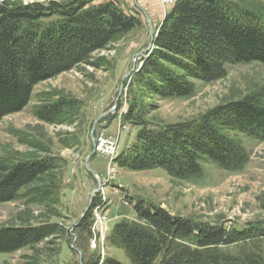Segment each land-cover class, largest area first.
I'll use <instances>...</instances> for the list:
<instances>
[{
    "label": "trees",
    "instance_id": "obj_1",
    "mask_svg": "<svg viewBox=\"0 0 264 264\" xmlns=\"http://www.w3.org/2000/svg\"><path fill=\"white\" fill-rule=\"evenodd\" d=\"M142 24L117 0L0 2V122L22 111L39 82L90 61L96 50ZM154 47L141 57L133 74L124 120L137 126L132 145L114 156L130 170L163 168L176 177L201 176L204 158L239 172L250 160L231 131L264 141V100L252 92L209 109L197 118L167 124L145 119L134 83L159 97H190L199 79L224 78L228 64L264 63V14L230 0H177L155 31ZM59 102L43 105L37 115L56 122ZM54 167L50 158L0 161V203ZM97 205L92 202L91 208ZM136 218L115 224L112 239L131 264H264V220L235 227L194 221L139 200ZM90 214L78 227L90 232ZM54 224L0 227V252H14L54 233ZM159 261L156 262L157 258ZM97 256L85 264H99ZM101 264H125L107 257Z\"/></svg>",
    "mask_w": 264,
    "mask_h": 264
},
{
    "label": "rangeland",
    "instance_id": "obj_2",
    "mask_svg": "<svg viewBox=\"0 0 264 264\" xmlns=\"http://www.w3.org/2000/svg\"><path fill=\"white\" fill-rule=\"evenodd\" d=\"M117 1L127 12L137 11L142 24L94 51L90 61L36 84L28 105L0 122V161L10 165L50 158L54 163L53 168L23 187L15 200L0 203V227H56L54 233L37 243L14 252H0V264H81V257L85 264L94 255L99 264L107 257L131 264L126 251L113 241L112 232L116 223L136 218L134 204L139 200L165 208L173 215L228 227L264 220V141L259 138L230 132L250 155L242 171L225 170L204 158L203 174L187 178L172 176L163 168H122L107 152V147L114 144L119 155L135 140L137 126L123 118L134 97L135 71L126 79L124 76L139 68L143 55L140 52L150 43L148 17L157 31L169 10L165 11L158 0ZM230 1L264 14V0ZM192 80L196 91L190 97L162 98L134 83L145 119L154 124L190 120L255 91L261 92L264 100L263 62L228 64V73L222 79ZM56 102L63 106L56 122L38 117L40 106ZM115 104V110L96 124L98 117ZM94 148L96 153L87 163ZM98 179L102 186L92 200L97 205L91 208V194L99 188ZM87 208L90 232L83 235L76 224Z\"/></svg>",
    "mask_w": 264,
    "mask_h": 264
},
{
    "label": "water",
    "instance_id": "obj_3",
    "mask_svg": "<svg viewBox=\"0 0 264 264\" xmlns=\"http://www.w3.org/2000/svg\"><path fill=\"white\" fill-rule=\"evenodd\" d=\"M148 24H149V27H150V30H151V40H150V43H149V45L142 51V52H140V54H145V53H147V52H149V51H151L152 49H153V47H154V38H155V31H154V29H153V27H152V23H151V20H150V18L148 17ZM135 71V68H133V70H131L130 72H128L127 74H125V76H124V79H126L127 77H129L130 75H132V73ZM123 85L124 84H122V87H121V89L123 88ZM115 108H116V104H115V106L111 109V110H109V111H107V112H104L103 114H101L99 117H98V119L96 120V124L106 115V114H108L109 112H112L113 110H115ZM93 134V133H92ZM96 153V148H94V150H93V152H92V154L91 155H89L88 157H87V163H88V161H89V159L91 158V156L93 155V154H95ZM87 168L90 170V171H92L89 167H88V165H87ZM98 182H99V188H97V189H94L93 190V192H92V194H91V201H90V204L92 203V200H93V197H94V195H95V193L96 192H98L99 191V189L101 188V186H102V182L100 181V179H98ZM87 211H88V208L86 209V211L82 214V216H81V218H80V221L76 224V225H78L80 222H81V220L84 218V216L86 215V213H87ZM80 254H82L81 252H80ZM82 256V255H81ZM81 264H82V257H81Z\"/></svg>",
    "mask_w": 264,
    "mask_h": 264
},
{
    "label": "built area",
    "instance_id": "obj_4",
    "mask_svg": "<svg viewBox=\"0 0 264 264\" xmlns=\"http://www.w3.org/2000/svg\"><path fill=\"white\" fill-rule=\"evenodd\" d=\"M160 5L164 8V10H168L170 7H172L177 0H158ZM97 149L101 150L102 146H98ZM107 152L111 155V157L114 158V156L117 155V148L114 144H111L107 147Z\"/></svg>",
    "mask_w": 264,
    "mask_h": 264
},
{
    "label": "crops",
    "instance_id": "obj_5",
    "mask_svg": "<svg viewBox=\"0 0 264 264\" xmlns=\"http://www.w3.org/2000/svg\"><path fill=\"white\" fill-rule=\"evenodd\" d=\"M102 1H104V0H97L96 2H98V3H99V2H102ZM119 2H120V1H119Z\"/></svg>",
    "mask_w": 264,
    "mask_h": 264
}]
</instances>
